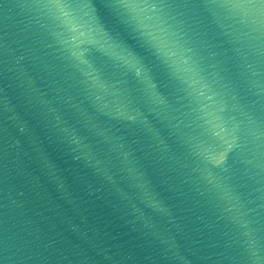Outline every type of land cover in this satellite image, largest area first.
<instances>
[{
	"label": "water",
	"instance_id": "water-1",
	"mask_svg": "<svg viewBox=\"0 0 264 264\" xmlns=\"http://www.w3.org/2000/svg\"><path fill=\"white\" fill-rule=\"evenodd\" d=\"M202 264H264V0H127Z\"/></svg>",
	"mask_w": 264,
	"mask_h": 264
}]
</instances>
